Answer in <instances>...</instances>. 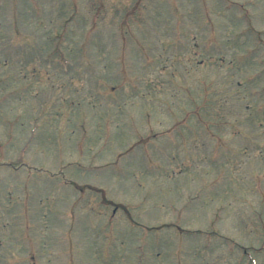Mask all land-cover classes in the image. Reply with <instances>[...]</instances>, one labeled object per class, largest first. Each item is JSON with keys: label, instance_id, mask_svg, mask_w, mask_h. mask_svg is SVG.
Wrapping results in <instances>:
<instances>
[{"label": "rangeland", "instance_id": "obj_1", "mask_svg": "<svg viewBox=\"0 0 264 264\" xmlns=\"http://www.w3.org/2000/svg\"><path fill=\"white\" fill-rule=\"evenodd\" d=\"M0 264H264V0H0Z\"/></svg>", "mask_w": 264, "mask_h": 264}]
</instances>
